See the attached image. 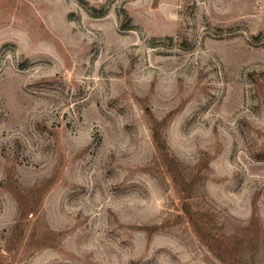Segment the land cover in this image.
<instances>
[{
    "label": "rangeland",
    "instance_id": "obj_1",
    "mask_svg": "<svg viewBox=\"0 0 264 264\" xmlns=\"http://www.w3.org/2000/svg\"><path fill=\"white\" fill-rule=\"evenodd\" d=\"M0 264H264V0H0Z\"/></svg>",
    "mask_w": 264,
    "mask_h": 264
}]
</instances>
